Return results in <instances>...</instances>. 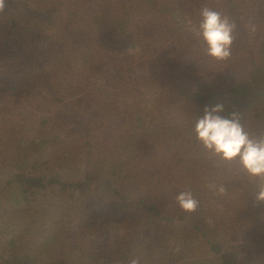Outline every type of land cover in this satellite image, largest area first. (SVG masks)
I'll use <instances>...</instances> for the list:
<instances>
[{
	"label": "trees",
	"instance_id": "obj_1",
	"mask_svg": "<svg viewBox=\"0 0 264 264\" xmlns=\"http://www.w3.org/2000/svg\"><path fill=\"white\" fill-rule=\"evenodd\" d=\"M204 6L237 22L226 62L190 31ZM239 77L259 90L240 97ZM216 104L264 135V0H6L0 264H264L255 184L193 132Z\"/></svg>",
	"mask_w": 264,
	"mask_h": 264
},
{
	"label": "clouds",
	"instance_id": "obj_2",
	"mask_svg": "<svg viewBox=\"0 0 264 264\" xmlns=\"http://www.w3.org/2000/svg\"><path fill=\"white\" fill-rule=\"evenodd\" d=\"M5 7L6 0H0V13L4 12ZM246 27L250 33L257 31V25L252 21H248ZM236 30L237 22L234 19L208 6L199 10L198 25L190 27V31L205 45L203 54L217 62L231 59L237 38ZM224 110L223 104L205 105L202 114L194 121L195 138L209 158H215L212 160L214 167L238 163L239 170L256 186L253 193L255 201L258 204L264 203V135L253 136L242 124L239 112L233 111L224 116L221 115ZM206 187L217 197L228 195V189L223 183L208 182ZM175 200L184 213L194 214L200 208V200L191 189L179 192ZM207 222L211 225L212 218L208 217ZM129 264H142V257L130 258Z\"/></svg>",
	"mask_w": 264,
	"mask_h": 264
},
{
	"label": "rangeland",
	"instance_id": "obj_3",
	"mask_svg": "<svg viewBox=\"0 0 264 264\" xmlns=\"http://www.w3.org/2000/svg\"><path fill=\"white\" fill-rule=\"evenodd\" d=\"M186 23L190 24V21L188 20ZM236 85L238 88V94L240 97H247L253 92H257L259 90L258 83L254 79H246L239 77L236 80ZM177 116V115H176ZM18 231H23V226L21 224H18Z\"/></svg>",
	"mask_w": 264,
	"mask_h": 264
}]
</instances>
